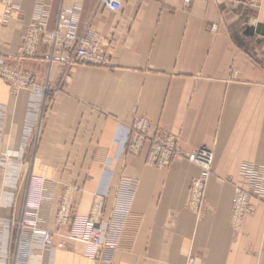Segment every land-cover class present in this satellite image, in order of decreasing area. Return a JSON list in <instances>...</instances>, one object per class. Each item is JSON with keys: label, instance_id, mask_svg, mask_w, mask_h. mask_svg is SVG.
<instances>
[{"label": "crops", "instance_id": "obj_1", "mask_svg": "<svg viewBox=\"0 0 264 264\" xmlns=\"http://www.w3.org/2000/svg\"><path fill=\"white\" fill-rule=\"evenodd\" d=\"M97 2L15 0L9 24L0 2V57L36 84L13 96L0 79V264L17 233L7 221L8 189L11 173L21 171L34 183L19 193L18 218L56 231L55 245L65 241L49 255L31 234L29 264H96L92 246L54 225L56 189L68 182L79 187L80 223L95 195L107 191L104 216L112 221L102 264H264V0H193L188 7L184 0H125L118 13ZM40 21L48 30L98 34L113 45L111 66L69 68V51L48 48L20 57L27 26ZM33 106L41 117L32 145L25 127ZM137 116L151 121V136L173 134L186 152L214 151L200 215L187 207L196 165L180 157L169 168L151 167L149 143L139 156L121 151L117 139ZM251 163L249 180L240 172ZM236 182L254 184L256 212L234 231ZM39 190L42 207L39 196L25 199Z\"/></svg>", "mask_w": 264, "mask_h": 264}, {"label": "built area", "instance_id": "obj_2", "mask_svg": "<svg viewBox=\"0 0 264 264\" xmlns=\"http://www.w3.org/2000/svg\"><path fill=\"white\" fill-rule=\"evenodd\" d=\"M193 0H184V6L188 7ZM5 8L6 16L2 22L8 23L15 18V0H0ZM125 0H98L97 7L108 9L111 12L118 13L123 8ZM255 6V3H252ZM12 18V19H11ZM217 30V26L213 27ZM23 45L19 50L22 56H36L39 47L49 46L54 50H67L70 52V58L65 62L67 67H73L81 63L92 64L99 67H110L112 62V47L110 43L94 33L87 30L81 35L74 32L62 33L59 29L48 30L44 21L30 25L24 36ZM0 79L6 80L12 89L13 95H17L20 89H31L35 86L34 79L29 74L23 72L19 67L9 66L4 59L0 57ZM152 128L151 121L145 116H137L133 124L125 130L123 136H119L121 151L132 156L142 154V150L149 143L147 151V164L151 167H169L180 157H185L189 162L199 168L198 175L193 178L189 190V208L199 214L202 205V198L206 185L213 172L215 154L214 151L206 145H202L190 152L182 150L178 138L173 134L157 132L154 136L150 135ZM247 179H253V169L244 170L242 173ZM250 184L249 186H252ZM73 188H69L65 195V200H72ZM96 204L92 210L91 216L85 220V229L88 233L82 236L80 240L93 247L95 262H103L104 250L106 249L105 235L101 230V213L104 199L100 194L96 196ZM251 193L249 188L237 186L232 202L231 224L234 228L241 227L244 217L248 214H254L256 206L251 203ZM63 214L67 215L68 204L62 208ZM51 232H42L45 242L48 246L53 243ZM37 234V233H36ZM89 236L87 237V235ZM60 244L58 248H63Z\"/></svg>", "mask_w": 264, "mask_h": 264}, {"label": "rangeland", "instance_id": "obj_3", "mask_svg": "<svg viewBox=\"0 0 264 264\" xmlns=\"http://www.w3.org/2000/svg\"><path fill=\"white\" fill-rule=\"evenodd\" d=\"M5 14H6V11H5ZM10 21L7 24H9ZM29 26L30 25H28L27 28ZM27 28H26V30H27ZM26 30H25V32H26ZM25 32H24V34H25ZM24 34H23V36H24ZM22 39H23V37H22ZM22 45H23V43H22ZM47 48L53 51V49L51 47H49V46H42L41 45L39 47V50H38L36 56H34V57H32V56H26V55L25 56H22L20 54V57H22V58H37L38 57V53L40 52V50H44V49H47ZM57 50H59V49H57ZM5 63L7 65H9L7 62H5ZM9 66H12V65H9ZM13 67H16V66H13ZM104 68H107V67H104ZM23 72H25V71H23ZM25 73H27V72H25ZM27 74H29L30 76L33 77L34 83H35L34 76L31 75L30 73H27ZM2 80L5 81L6 84L9 86L10 93L13 95V92H12V89H11L10 84L6 80H4V79H2ZM34 89H36V84H35V86L33 87L32 90H34ZM13 96H15V95H13ZM30 110L31 111L29 113V122H27V126L25 128H26V130L29 131V135L28 136H30V138H31V144L33 145L34 143L36 144V139H35L36 135L35 134L38 132V129L37 128H38V124L40 123V117L41 116H39L40 112H37V108L35 106H33ZM135 118H134V120H135ZM134 120H133V122H134ZM157 132L170 134L168 132L161 131V130H158ZM154 135H152V136H154ZM144 150H145V147L143 148L142 153L144 152ZM125 154L128 155V156H132V155H130L128 153H125ZM137 156H139V155H137ZM5 158H7V157H6V155L3 154L2 160H4ZM7 161H9V158L7 159ZM146 164H147V158H146ZM172 164L169 167H171ZM249 166H252V168L249 167ZM169 167H163V168H169ZM253 167H254V164L251 163V164L248 165V167L246 169L247 170H250V169H253ZM155 168H159V167H155ZM243 171L240 172V173L242 174ZM11 174H13V175L16 174V175H15V178H14V182H13L12 188H9L8 189L9 192L11 193L10 198H9V202H10L11 206H10V209H9V213L7 215V217H8L7 218V221L9 223L10 228L17 229V233L15 234V238L11 236V241H9V247L5 251V264H29V257L32 254V246H31L32 245L31 244L32 242L30 241L31 240V237H30L31 234H33V235H35V236H37V237L40 238L41 244H42V249L44 251L43 253L49 254V255L50 254L53 255L56 250L62 249V248H58V247L60 246V244L63 245L62 247H64L65 241H61L60 244L55 245L54 244V238H55V236L57 234L56 231L48 230L47 228H44L42 226L34 225V224H32L30 222L31 220L28 219L27 217L25 219L23 217L22 218H18L19 213H18L17 206L19 205V202L21 201V198H19V193L21 191L27 189V187H30L31 186V183H34V177H33V174L31 172H23V171H21V172H12ZM228 181L233 182V179L232 178H229ZM208 184H209V182H208ZM208 184L206 185L205 192H204V195H203V198H202V202H201L202 205L200 207L199 215L201 214V211L203 209V205H204L205 200H206V191H207ZM77 185L78 184H76L74 182H72V183L71 182L70 183L69 182L68 183H62L61 186L58 185V187L56 189L58 198H57V200L55 202L56 208H55V213H54V225L57 226V227H63V226L70 227V231L71 232L67 235V239L74 240V241H78V242H82V241L76 240V239H82V236L84 234H87L88 233L87 232L88 230L85 229V223H86L85 220L88 219L89 216H91V214H92V210H93V208H94V206L96 204V201H97V199H96L97 194L95 195V198L93 200V203H92V206H91V209H90V212H89L88 216H86L82 220V222L80 223V219H78V217L75 215V203H76V198H77L76 196H77V193L79 191V187ZM237 186H241L243 188H249L250 189V193H251V200L250 201H251L252 204H254L253 201H252V199L255 198L254 192L252 191V188L254 187V184L252 186H249V185L244 186V185H241L239 182H236L234 184V192H233V196H232V199H231V212H232V202H233V198H234V194H235V188ZM69 188H73V195H72V200L71 201H70V198H67L65 200V197H66L65 195L67 194V191H68ZM98 194H100V197H102L104 199L103 207H102V213H101V230H102V232L104 234H106L105 235V239L107 240V237H108V234H109V227L111 226V221H112V218H111L109 220V222H108L107 219L105 220V216H104L105 205H106V200H107V191H105V192H98ZM29 195H30V197H31V195L33 197H35V195L36 196H39V197H37V202L40 204L39 206H41V207L43 206L44 200H43L42 197L44 196V193L42 194V191H41V193H40V190H39V192H34V193L28 194L27 197L25 198L28 203L30 202V200L28 198ZM189 195H190V193H189ZM257 199L260 200V198H257ZM64 204H68V212H67V215L63 214V212H62V208H63V205ZM254 205L256 206V204H254ZM187 207H188V209H190L189 208V200L187 202ZM33 213L34 212H32V214ZM252 215L253 214H248V215H246L244 217V219L246 217L252 216ZM104 223H106L108 225V230L107 231L102 229V224H104ZM230 226H231V228L234 231L239 230V228L236 229V228H234L232 226V224H231V217H230ZM76 227H79V229H81V233H82V230H83V233L80 234V233L74 232L75 231L74 228H76ZM45 230L51 232L50 234H51V236H53V243L51 245H49V246H48L47 242H45L44 236L42 234H40L42 232H45ZM88 236H89V234L87 235V237ZM83 243H85V242H83ZM106 247H107V241H106ZM105 250H104V256H105ZM93 256H94V254H93ZM96 264H102V263L99 262V260H98V263H96Z\"/></svg>", "mask_w": 264, "mask_h": 264}, {"label": "bare ground", "instance_id": "obj_4", "mask_svg": "<svg viewBox=\"0 0 264 264\" xmlns=\"http://www.w3.org/2000/svg\"><path fill=\"white\" fill-rule=\"evenodd\" d=\"M20 90H22V89H20ZM20 90H19V91H20ZM19 91H18V92H19ZM17 94H18V93H17ZM214 154H215V153H214ZM214 161H215V159H214ZM192 164H193V163H192ZM210 178H211V177H210ZM209 180H210V179H209ZM189 199H190V198H188V200H189ZM60 243H61V242H60ZM60 243H59V244H60Z\"/></svg>", "mask_w": 264, "mask_h": 264}]
</instances>
